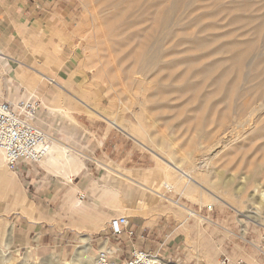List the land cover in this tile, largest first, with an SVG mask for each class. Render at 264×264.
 Here are the masks:
<instances>
[{
	"label": "rangeland",
	"instance_id": "rangeland-1",
	"mask_svg": "<svg viewBox=\"0 0 264 264\" xmlns=\"http://www.w3.org/2000/svg\"><path fill=\"white\" fill-rule=\"evenodd\" d=\"M49 1L51 8L42 21L44 25L39 24L24 32L25 48L29 47L30 52L24 53L20 60L33 74L19 67L16 73L20 74L22 70L28 79L39 78L37 73H43L46 80L36 85L38 95L58 90L63 92V103L71 110L70 116L76 125L56 118L52 132L58 141L71 142L70 146L79 152L80 147L74 140L81 142L84 138L79 135L77 122L88 128H99L101 132L112 129L109 137L117 135L119 141H123L122 151L119 145V154H116V150H112L115 138L107 140L104 147L112 161L95 153L96 165L88 161V172L85 167L82 178H73L70 183L52 178L64 189L59 192L51 213L60 211L63 223L71 221V188L76 190L73 197L85 201L90 209H96L92 203L96 197L88 189L101 177L102 165L123 172L156 168V159L150 152L136 144L128 134L111 127L108 120L99 119L92 113L108 115L111 121L134 128L142 124L147 141L167 147L183 168L208 150L206 154L210 153L214 174L221 181L230 182L237 188V185H243L244 179L253 178L254 185L264 192V0ZM51 17L55 19L53 24L47 21ZM33 35L36 37L31 41ZM57 47L62 49L60 56L55 51ZM235 53L244 54L240 65L236 58H232ZM154 59L157 62L152 64ZM251 65L259 70L251 73ZM223 71L228 74L219 88L213 81ZM237 78L239 83L235 89L234 80ZM0 85V101L9 102L8 90H2L7 87L2 76ZM37 101L39 109L41 101ZM248 108L252 111L249 112ZM253 119V128L247 129L251 132H243L239 145L220 150L221 141L239 131L238 122L246 124ZM84 155L89 160L93 158L88 152ZM202 161L204 157L200 159ZM38 167L40 164L25 169V172L36 174V169L40 170ZM16 177L26 201L33 205L29 214L22 213L8 206L0 190V231L5 227V231H13L7 256H4V243L0 242V264H57L55 257L72 256L83 246L82 239L90 240L95 254L108 222L120 216L128 220L133 217L155 219V231L173 239L165 248L179 249L176 254L183 264H221L224 259H227L226 264H264V224L252 220H246V224L240 222L243 218L230 202V206L225 207L211 204L212 211L208 212L206 205L191 203L174 192L167 193L166 197L186 204L211 223L195 225L190 217L176 216V207H171L167 218L163 214L169 207L166 201L156 203L153 208L141 209L133 204L125 206L119 199L118 208L124 210L123 215L110 213L111 217L102 227L84 224L75 216L74 219L77 218L88 230L68 245L64 250L67 252L36 256L34 247L23 245L19 235L14 233V221L29 218L31 214L36 218L42 209L36 208L40 202L21 175ZM109 178L110 181L104 183L107 188L113 186L115 179L113 175ZM245 193L249 207L244 209V214L254 207L263 213L261 217L264 218V200L258 197L253 187H247ZM133 221L135 223L136 219ZM232 243L235 251L230 250L234 247ZM165 252L166 259L170 253L175 255L172 251ZM90 255L92 258L93 254Z\"/></svg>",
	"mask_w": 264,
	"mask_h": 264
},
{
	"label": "bare ground",
	"instance_id": "bare-ground-1",
	"mask_svg": "<svg viewBox=\"0 0 264 264\" xmlns=\"http://www.w3.org/2000/svg\"><path fill=\"white\" fill-rule=\"evenodd\" d=\"M227 45L229 46V44ZM197 46H201V44H198ZM55 51L58 56L62 54V49L60 47H57ZM235 54L232 55V58L233 60L236 58L240 65V63L242 62L241 59H243L244 54ZM156 62L157 61L154 59L152 61V64ZM249 70L252 73L254 72L253 70L258 71L259 69H257V66L251 65L249 66ZM226 74L228 73L224 71L220 73L217 79L213 81V84H216V86L221 88V86L223 85V79ZM237 74L238 72L236 73V75ZM37 76L39 78L28 79L26 78L25 74L22 73L21 75L16 76L15 81L7 79L5 80L7 85L6 88L8 90V99L11 105L14 108H17L21 101L29 98H37V100L41 101V107L39 108L38 114H36L35 125L40 122L44 125V127H50L53 129L52 125L54 124V122L50 121L56 120V118L59 121L61 120L63 122H72L76 125L75 120L70 116L71 110L68 109L63 103V92L58 90L57 92L51 91L44 93L43 95L36 94V85L38 83H41L42 80H46V76L41 72H38ZM208 78L211 79L210 76ZM234 81V86L236 89L237 84L239 83V78ZM49 82L57 84V82L52 79H49ZM59 86L60 88H62L61 85ZM227 94L229 95V93ZM138 106L141 109L143 108L140 103L138 104ZM126 109L128 110V108ZM248 110L249 112L250 110L252 111L251 108H248ZM39 114L41 116H38ZM92 114L96 115V117H98L99 119L108 120L110 122L111 127L118 128L122 132L128 134L131 138L135 140L136 144H138L146 151L150 152L156 159V168L154 170L150 169L143 172H139L138 170L123 172L120 169H111L108 168L106 165H102L101 167L103 169V173L101 177L98 180L93 181L91 187L88 189V191H90L96 197L92 200V203L95 205L96 209H90L89 207H87L85 201H80L78 198L73 197L72 194L76 190L71 188L69 190V213H73L74 216L79 217L82 223L92 224L95 227H102L104 223H106V221L111 217L112 213L113 215L115 214V216L123 215L124 210H120L118 208V204L120 202L119 199H122V202L125 206L133 204V207L137 206L141 209H148L151 207L153 208L156 206V203L166 201L169 204V207H167L165 211H163V214L167 218L171 213L170 211H172L171 207H176V216H185L186 219L190 217L194 219L195 225H199L202 222L211 223L209 220H203L201 217H199L193 211V209L191 207H188L186 204L178 201L175 202L171 198L166 197L167 193L174 192L179 193L191 203L206 205L207 207H211V204L215 203L225 207L226 205H229L228 202H230L235 205V211L239 214L240 217L243 218L240 222L246 224V220H252L259 225L264 224V218L261 217L263 213L261 214L256 208L253 207L250 210H247V214H244L243 212L244 209H247L249 207V205H247L245 193V189L247 187H253L258 197L264 200V192H261V190L259 191L257 185H254L255 179H244L243 185H240V187H238L239 185H237V188H234L230 182L221 181L220 178H218L219 176L217 177L214 174L211 158L209 157L210 153H208V156L206 154V151L208 150H204L205 152L202 150L204 154L199 155L200 157L197 156V153L201 152H195L197 157H195L194 160L188 166L183 168L175 161L173 155L169 152V149L167 147L162 148V146H158L154 143L147 141V133L142 124H140L137 128H134L129 124H118V122L116 121H111L108 115L104 116L99 113ZM44 117H47L48 121H45L43 119ZM253 121L254 119L248 121L246 124L245 122H238V125L240 127L239 131L229 136V138L224 140V142L221 141L220 150H225L230 147H234L237 144L239 145V142H241L243 139V132L245 131L244 133L246 134H249L251 132H249L248 130H251L253 128ZM42 131L47 135V150L46 155L39 162V164H41V166H43L53 176H55L56 178L63 179L66 183H70V181L74 177L77 178L81 175L84 176V159L86 155L78 152L72 146H70L71 142L66 144L64 142L58 141L56 138H54V133L48 132L46 130ZM63 132L66 133L65 130H63ZM73 138L75 139L74 135ZM74 142L75 144H77V139H75ZM77 145L79 146V144ZM202 157H204V161L200 162V159ZM110 175H113L115 179L112 181L113 186L107 188L105 187L104 183H108L110 181ZM228 181L231 180L229 179ZM0 190H2L4 197L7 200L8 206L14 207L22 213L29 214L30 207H32L33 204H30L26 201L24 197V191L20 186V182L18 181L15 174L7 169L1 151ZM253 198L254 196L248 201H252ZM127 213L129 214L130 212ZM5 228L3 231H0V242L4 243V256H7L10 253L8 251L10 249L9 245L11 243L13 231H5ZM82 243L83 246L78 248V250L75 251L72 256L66 255L67 258L65 256L63 258L55 257L56 263L90 264L93 259V257L91 258L90 254H93L94 256V253L90 246V240L82 239Z\"/></svg>",
	"mask_w": 264,
	"mask_h": 264
},
{
	"label": "crops",
	"instance_id": "crops-1",
	"mask_svg": "<svg viewBox=\"0 0 264 264\" xmlns=\"http://www.w3.org/2000/svg\"><path fill=\"white\" fill-rule=\"evenodd\" d=\"M49 2V0H0V73L4 83L6 79L10 80V76H14V73L15 76L11 79L14 81L17 75L23 73L22 70L20 74L16 73L17 71L15 70L17 67L27 70L28 74H33L32 70L20 60V58L24 56V53L28 54L30 52V49H28L29 47L25 48L24 32L26 29L42 24V21H44V18L48 15L47 11L51 8ZM54 20L55 19L51 17L47 21H50V23L52 21L53 24ZM43 25L44 24H42V26ZM35 37L36 36L33 35L31 41H33ZM2 64H4L3 67ZM2 90L6 91L7 88ZM38 112L39 109L35 111V116ZM38 116L41 115L39 114ZM43 119L48 121L47 117ZM50 122H55V120ZM77 123L78 126H80V131H78L79 135L81 134L82 139L84 138L83 141L77 143L79 144L78 147H80L79 152H81L80 150H82L84 154L88 152L89 156L93 157L90 160L88 158L84 159L86 172H88V161L96 165L98 158H95V153L100 155H98V157H107L109 161H112L108 156V149L104 147L107 140L115 138L113 139L114 148H112V150H116V154H119L118 148L120 145L122 151L123 141H119L117 135L109 137L112 129L107 128L101 132L99 128H88L79 122ZM42 125V123L38 122L36 126L41 130L53 133L52 130L54 128L42 127ZM112 150L110 153H113ZM38 168L40 170L38 171V169H36V174H27L25 169L20 168L19 174L21 175L20 178L25 180L24 182L27 184L28 189H31L37 196L40 205L36 208L38 210L42 209V211L38 213L39 215L36 218L31 214L29 218L20 219L18 222L15 220L14 233L19 235L23 245H32L31 247H34L33 249L35 250L33 254L36 256H49L53 253L63 255L67 252L64 250H66L68 245L71 242H75L77 236L88 229H85L84 226L79 223L80 221L76 220L77 218L74 219L75 216L73 213H70L73 217H71L70 214L68 215L71 217V221H67L66 223H63L64 218L60 211L51 213L50 209L56 206L55 204L58 201L59 192H62L64 187H60L59 182L52 180V178L55 179V176L49 173L41 164ZM24 173L26 174L24 175ZM82 177L83 175L80 176V178ZM133 219H136L135 223ZM155 223V219L145 220L141 217H133L129 220L130 226L134 228L136 232H144L147 234V247L151 250L159 249L160 246L168 247L173 241V239H167V235L162 236L158 231H155ZM232 245L234 244L232 243ZM234 248L235 245L230 250L235 251L236 249ZM173 249L168 248L166 251H173Z\"/></svg>",
	"mask_w": 264,
	"mask_h": 264
},
{
	"label": "built area",
	"instance_id": "built-area-1",
	"mask_svg": "<svg viewBox=\"0 0 264 264\" xmlns=\"http://www.w3.org/2000/svg\"><path fill=\"white\" fill-rule=\"evenodd\" d=\"M37 107L38 101L32 98L21 101L17 108L0 101V151L7 169L16 176L20 167L29 170L46 155L47 135L35 125ZM207 210L211 212L212 207ZM147 243V234L136 232L128 218H112L90 264H183L176 254L179 249H173L175 255L170 253L166 259L165 247L151 250Z\"/></svg>",
	"mask_w": 264,
	"mask_h": 264
}]
</instances>
